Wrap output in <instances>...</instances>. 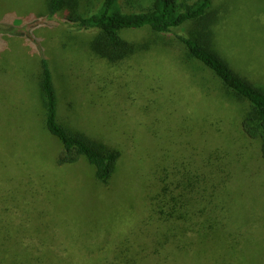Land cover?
<instances>
[{
	"label": "rangeland",
	"instance_id": "1",
	"mask_svg": "<svg viewBox=\"0 0 264 264\" xmlns=\"http://www.w3.org/2000/svg\"><path fill=\"white\" fill-rule=\"evenodd\" d=\"M47 1L0 0L2 218L25 233L37 227L33 233L50 237L54 244L47 240L48 246L60 250L104 253L127 239L135 247H143L151 236L141 230L146 229L144 222L150 215V197L162 193L160 181L180 169L176 159L189 165L192 159L204 156L234 170L229 188L243 191L240 202L255 201L253 210L235 205L217 210L232 231L245 230L256 219L259 224H253L252 232L257 244L253 253L249 248L225 253L212 245L183 263L255 264L264 235L260 144L246 141L242 133L249 105L230 98L202 64L184 61L178 37L190 36L195 24L173 28L156 38L159 42L149 29L124 31L123 37L130 42H149L154 47L127 61L109 64L89 49L97 31L68 22L64 12L48 18ZM71 1L72 12L87 17L96 14L104 0ZM153 1L120 0V7L126 14H140L150 11ZM196 1L179 0V5L191 6ZM207 18L215 22L213 49L237 74L264 88V0H214ZM29 23L34 28L24 34L33 32L44 48L60 97L61 122L121 154L108 184L97 181L94 169L84 160L71 167L56 162L63 147L44 128L36 87L41 75L40 52H33L32 42L17 34ZM175 93L187 100L177 101ZM202 166V173H207L209 167ZM201 204L214 209L207 202ZM151 228L146 230L153 232L157 226Z\"/></svg>",
	"mask_w": 264,
	"mask_h": 264
},
{
	"label": "trees",
	"instance_id": "2",
	"mask_svg": "<svg viewBox=\"0 0 264 264\" xmlns=\"http://www.w3.org/2000/svg\"><path fill=\"white\" fill-rule=\"evenodd\" d=\"M71 3V0H48L47 17L53 18L64 12L68 22L77 23L86 30H96L97 34L91 39L89 49L109 64L127 61L154 47L149 42H130L123 37L124 31L149 29L159 36L154 38L159 42L156 38L169 34L173 28L195 24L190 36L178 37L185 52L184 61L202 64L216 76L230 98L249 105L242 120V133L246 141L248 139L260 144L258 156L264 163V88L255 86L237 74L213 49L212 27L215 22L208 19L207 15L214 0H197L186 7L180 6L179 0H154L152 9L140 14L124 13L120 0H104L100 10L87 17L75 15ZM35 19L38 20V17ZM37 20L28 22L39 23ZM32 28L34 26L29 23L27 28L17 34L25 36L24 30ZM25 40L32 42L29 46L31 45L33 52V49L40 52L41 75L36 80V87L42 101L44 128L63 147L56 160L57 164L71 167L84 160L94 169L95 179L101 184H108L116 171L120 152L108 146L97 145L83 133L66 127L61 122L60 97L41 41L33 32H28ZM175 96L177 101L187 100L182 93H175ZM175 162L179 163L177 165L180 169L175 173H168L167 179L160 181L164 185L162 193L155 196L153 194L149 199L150 215L146 217L144 224L146 229H152L151 226H157V229L153 232L141 230L151 236L143 241V247H135L127 239L125 244L121 242L114 251L104 253L96 254L91 251L86 254L82 249L60 250V247L48 246L47 240L54 244L50 237L33 233L38 230L37 227L26 229V233L17 228L14 230L10 222L0 215V264H172V259L173 264H181L195 252L205 251L209 247L222 249L225 253L245 252L246 248H249L250 253L255 252L257 242L254 241L252 229L253 224H259L256 219L245 230H235L236 232L226 227L221 220V211L231 209L234 205V208L244 211L256 208L253 199L252 203L249 200L239 201L243 195L242 190L231 191L229 188L234 180V170L228 171V166L225 167L222 161L214 164V161L211 162L204 156L198 160L192 159L189 165L178 159ZM201 165L202 168L209 167V171L202 173ZM201 202H207L214 209L203 208ZM60 219L63 221L62 217ZM79 237L84 239L83 235ZM260 239L261 253L255 264H264V235Z\"/></svg>",
	"mask_w": 264,
	"mask_h": 264
}]
</instances>
